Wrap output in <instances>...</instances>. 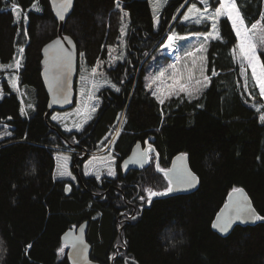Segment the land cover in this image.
<instances>
[{"label":"trees","instance_id":"1","mask_svg":"<svg viewBox=\"0 0 264 264\" xmlns=\"http://www.w3.org/2000/svg\"><path fill=\"white\" fill-rule=\"evenodd\" d=\"M193 1L170 0L157 27L152 0H75L64 33L77 43L79 72L84 64L95 67L119 88L100 92L95 118L77 132V150L92 155L118 132L111 145L115 175H86L78 159L82 181L69 194L55 175L56 154L73 134L53 114L46 116L42 78V49L58 36L59 21L51 0H0V264H70L63 235L87 220L92 258L102 264H264V222L236 226L226 237L212 228L233 188L244 187L264 216V121L253 101L256 85L247 82L233 51L239 38L231 20L220 19V37L207 46L210 83L199 95L161 104L147 87L165 30L191 35L209 29L182 21ZM235 4L247 26L264 14V0ZM124 32V56L113 60L123 50ZM150 137L160 168L169 169L180 152L189 154L200 177L194 193L147 203L146 189L168 187L155 155L142 169L119 172L132 145Z\"/></svg>","mask_w":264,"mask_h":264},{"label":"rangeland","instance_id":"2","mask_svg":"<svg viewBox=\"0 0 264 264\" xmlns=\"http://www.w3.org/2000/svg\"><path fill=\"white\" fill-rule=\"evenodd\" d=\"M169 1L170 0H152L155 24L157 27H159L161 24V20H162L161 16L163 10L166 7V5L169 3ZM192 4H196V7L200 9L199 13H189L188 9L191 8ZM184 5H186V2H184V4L180 7L177 14L184 8ZM218 6L219 5L217 3L214 4L209 0H207L208 12L205 13L204 12L205 5L199 3L198 0L193 1L188 6V8L184 13V15L185 14L189 15L190 17L189 20L185 21L182 18V21L184 23H195V20L200 18L201 14L206 16L214 12ZM236 8L238 9L237 6ZM239 14L242 16L240 11ZM222 17H227V16H221L216 21L217 32L219 33V37H220L219 21ZM157 18H158V22H157ZM244 23L246 24L245 20ZM202 24L205 23H200L199 25ZM207 24L209 25L208 27L209 29H207V31L197 34H191V35H178L177 33L171 32L168 29L165 30L162 37L156 44V46L159 45V49L157 50V52L155 53L154 57L150 62V68H148V74H147V87L152 91V93L153 92L156 93L155 95L156 97H160V99L165 100L169 97L179 96L183 94L189 98H192L199 95L208 86V84L210 83V78L206 73L207 46L209 42L212 39H216V37L214 34L213 36L205 39L207 33L211 31V22H208ZM253 25H257V27L253 29L252 28ZM253 25L247 26L249 30V35L253 37L254 41L257 44L256 55L258 56L260 62L264 63V47L261 46L262 44H264V39H262V37H264V14ZM125 32L122 37L123 42L120 45L121 49L124 48V44H125L124 41L126 35ZM170 35L176 37V39L172 44L179 51L180 54V59L177 62L172 59L171 55L169 54L166 55L164 52L165 50L163 49V45L165 46L167 45V43H169L168 37ZM238 38L239 41L235 48V55L239 60L241 69L243 71V75L247 79V82L254 81V84L256 85V82L252 75L251 66L248 64L247 60H243L241 58V53L239 50V44L241 42V38L240 37ZM124 51L125 50L123 49L118 56L115 53L113 60L122 58L124 56ZM160 54L163 57L165 56L166 58L164 57L162 59H158ZM161 70L164 71V76L160 77L159 80H156V82L153 83L152 81L156 79V77L161 72ZM190 74H191V79H189ZM14 75L13 77L15 78L16 88H18L19 87L18 79H17L18 77L17 74ZM179 83H183L188 88V92H190L191 95H188L186 92L179 91L178 90ZM112 85H115V87H112ZM149 85H151V87H149ZM107 88L116 90L118 86L110 78H106L103 75V73L97 69H96V75L93 76L92 69L88 68V66L84 64L83 67L80 69L75 85L77 97L74 106L66 110L54 112L52 117L56 116L57 119L56 120L52 119V120L56 124H58L61 127V129L66 133L82 132L84 128L95 118L102 102L100 92ZM256 88H257V92L259 93V88L257 85ZM89 95H91L93 98L89 99L88 98ZM253 101L256 108H258L261 111L262 113L261 115H264V98L258 95L255 96ZM93 108L95 109V111H93ZM89 116L91 118H88ZM76 125H81V127L77 128ZM68 129H71V131H69ZM117 132L118 130L112 135L108 143L102 146L97 152H93L92 155H88L86 153H79L81 151L78 152L75 146L68 147L66 145L62 147H57V149H59V152L56 154V173H55L56 178L73 180V177H75L74 168L72 167V154H71L72 152H74V150H77L80 156L86 155L87 159L84 163V173L86 175L97 176L98 174L99 176H101L103 174L108 175V172L110 170L115 172L116 155L114 154L111 145L116 139ZM72 142L73 141H71L70 143ZM63 157H69V159L65 162ZM64 168H66L67 171L71 173L70 176L66 175L61 177L59 175V171Z\"/></svg>","mask_w":264,"mask_h":264},{"label":"water","instance_id":"3","mask_svg":"<svg viewBox=\"0 0 264 264\" xmlns=\"http://www.w3.org/2000/svg\"><path fill=\"white\" fill-rule=\"evenodd\" d=\"M51 3L53 11L59 21V29L58 36L55 37L53 40L49 41L42 49V78L44 86L49 96L48 111L46 116H51L56 111L66 110L74 106L77 97L75 85L79 74L80 64V54L75 39L72 36L64 33L65 24L73 11L75 0H71V4L67 6L62 3V0H51ZM58 13L62 14L64 18L60 19ZM58 39L61 40L63 48L71 52L70 62L67 57L60 51L59 46L54 45L52 47H48L49 45H52L53 41H56ZM66 145L68 147L73 146L72 143H70L69 141L66 142ZM143 150L145 149L143 148L142 143L137 142L129 153V155L122 160L121 169L124 175H127L132 170H138L148 166L149 157L147 160H145L143 167H141L138 163L132 162H129L126 168L124 167L126 161L134 160L136 158V154ZM153 151L154 149H152V152ZM181 154H186V158L182 162L183 166L197 177V181L195 182L194 186L190 188L176 189V185L173 184V187L176 190L166 195L156 196V198H166L180 194H191L199 188L200 177L191 167L189 154L180 152L175 155L172 159V163L169 169H172L174 165L179 166L181 164V161L177 160V157H179ZM77 171H79L78 166ZM167 179L169 178L167 177ZM238 189L243 190L241 199L246 198L248 204L255 209L256 213L262 216L257 210L253 199L251 198L248 191L244 187H239ZM235 197L236 194L232 191L228 194L226 202L220 208L212 223L213 230L224 237L230 235L236 226H254L261 222H264V220H258L255 222H242L240 220H234L226 232H221L219 228L214 227L215 224L223 223V219L225 217L233 214V210L231 207L226 211L222 210L225 209L226 204L232 205ZM218 216L221 217V219L218 220ZM89 224L90 223L88 220L84 221L78 227L69 229L63 235V241L69 247L67 256L70 264H102L92 258L93 245L88 240ZM73 244H75V247H73ZM111 264H113V262Z\"/></svg>","mask_w":264,"mask_h":264},{"label":"snow or ice","instance_id":"4","mask_svg":"<svg viewBox=\"0 0 264 264\" xmlns=\"http://www.w3.org/2000/svg\"><path fill=\"white\" fill-rule=\"evenodd\" d=\"M198 2L205 5L204 12L207 13L208 12L207 0H198ZM217 2H218L219 6L215 9L214 12H212L206 16L201 14L200 18L195 20V23L207 24L208 22H211V31H209L205 37V39H207L208 37H211L214 34H215L216 38H219V33L217 32V25H216V21L218 20V18H220L221 16H227L228 19L231 20L233 28L236 31V35L241 38V42L239 44V50L241 53V58L243 60H247L248 64L251 66L252 75L254 77L256 85L259 88V95L262 98H264V63L260 62L258 56L256 55L257 44L254 41L253 37L251 35H249L248 27L244 23L243 17L239 14L238 9L236 8L235 0H217ZM62 3L67 6V5L71 4V0H62ZM117 7L119 8L120 5H117ZM12 10H13V13L15 14L16 22H19L21 19L20 11H19V5H14ZM33 10H38L35 8V5H33ZM121 11H123L122 8H121ZM188 11H189V13H199L200 9H198L196 7V4H192L191 8H189ZM58 15H59L60 19L64 18L63 15L60 13H58ZM189 18L190 17L187 14H185L183 16V19L185 21H188ZM24 19H27V17L25 16ZM157 22H158V18H157ZM256 27H257V25L252 26L253 29H255ZM242 29H243V31H242ZM121 31H123V29H121ZM175 39H176V37L170 35L168 37L169 44L167 46L171 47L172 43L174 42ZM262 39H264V37H262ZM54 45L59 46L60 51L67 57V59L70 62L71 52L68 51L67 49L63 48L61 40L58 39L56 41H53L52 45H49L48 47H52ZM261 46L264 47V44H262ZM233 51L235 53V49ZM19 66H20L19 61H17L16 62V68H19ZM7 67L11 68L12 65H8ZM213 74H215V73H213ZM92 75L93 76L96 75V68L95 67L92 69ZM163 76H164V71L161 70V72L158 74L156 79H154L152 82L155 83L156 80H159L160 77H163ZM82 79H83V77H82ZM189 79H191V74L189 75ZM13 86L14 87L16 86L15 82H13ZM112 87H115V85H112ZM149 87H151V85H149ZM178 90L181 92H186L188 95H191V93L188 92V88L183 83H179ZM116 91H119V88H116ZM152 94L154 96L156 95L155 92H153ZM249 95H251V93H249ZM88 98L92 99L93 97L91 95H89ZM157 98L160 99V97H157ZM160 103L163 104L164 100L160 99ZM93 111H95L94 108H93ZM257 111H259V109H257ZM21 113L24 114L23 109L21 110ZM88 118H91V117L89 116ZM9 119H11V118H9ZM52 119L56 120L57 117L53 116ZM260 119L262 121H264V115H262L260 117ZM76 127L79 128V127H81V125H76ZM68 130L71 131V129H68ZM6 135H10V133H6ZM150 151H152L151 145H149V147L147 149L137 153L136 158L134 160L126 161L124 164V167L126 168L129 162L138 163V164H140L141 167H143L145 160H147L149 157ZM185 158H186V154H181L179 157H177V160L181 161V164L179 166L174 165V167L172 169H168V170L160 168L159 164L157 163L156 170L158 172L163 173L165 177L169 178L168 179V187L162 192L161 191H154L151 188L146 189L145 191L148 193L147 203H149V204L151 203L152 197L160 196V195H166L168 193L173 192L174 190H176L178 188H190V187L194 186L195 182L197 181V177L183 166L182 162ZM63 159L66 162L69 159V157H63ZM59 175L61 177L66 176V175L70 176L71 173L69 171H67L66 168H64V169L59 171ZM108 175L114 176L115 172L110 170L108 172ZM97 178H99L98 174H97ZM73 179H75V177H73ZM173 184L176 185V189H174ZM66 190L70 191L71 186H68V188ZM232 192L236 194V197L233 201V204L232 205L226 204L225 209L222 211H226L231 207L233 210V214L225 217L223 219V223L215 224L214 227L219 228V230L221 232H226L234 220H240L242 222H249V221L255 222L258 220H264V216L258 215L256 213L255 209L252 208L248 204L246 198L241 199V195L243 193L242 189L233 188ZM230 197H231V194H230ZM140 199L145 200V197L142 196V197H140ZM217 219L219 220V219H221V217L218 216ZM28 247H31V245H29ZM73 247H75V244H73ZM59 251L63 252V248H61Z\"/></svg>","mask_w":264,"mask_h":264},{"label":"flooded vegetation","instance_id":"5","mask_svg":"<svg viewBox=\"0 0 264 264\" xmlns=\"http://www.w3.org/2000/svg\"><path fill=\"white\" fill-rule=\"evenodd\" d=\"M68 134H73V139H74V141L72 142L73 143V146H75V148L77 149V132H73V133H68ZM67 141H69V142H71L69 139H65V144H66V142ZM137 142H141L142 143V146H143V148L144 149H147L148 147H149V145H151V148L152 149H154V151L152 152V151H150V155H149V164H150V162H151V160H152V157H153V155H155L156 157H157V161H156V165H157V163L159 164V153H158V150H157V148H156V146H155V144L153 143V138L152 137H150V138H147V139H145V140H137L136 142H135V144L137 143ZM135 144H133L132 145V147H131V149H130V151H129V153L131 152V150L133 149V147H134V145ZM129 153L126 155V156H128L129 155ZM74 154L75 155H73L72 154V167L74 168V174H75V179H68V180H65V183H66V189L68 188V186H71V190L70 191H68V190H66L67 191V193H71L72 192V190H76L77 191V187L79 186V184L81 183V181H82V174H81V170L79 169V171H77V160L79 159V161L81 160V161H86V155L85 156H80V155H78L77 156V150H74ZM125 156V157H126ZM124 157V158H125ZM123 158V159H124ZM122 159V160H123ZM122 160L120 161V163H119V172H121L122 174H123V171H122V169H121V162H122ZM84 163L85 162H83L82 164L84 165ZM82 164H81V166L80 167H82ZM148 164V165H149ZM84 167V166H83ZM142 169V168H141ZM139 170V169H138ZM133 171V170H132ZM131 172V171H130ZM124 175V174H123ZM124 176H126V175H124ZM154 198H156V196L155 197H153V199Z\"/></svg>","mask_w":264,"mask_h":264},{"label":"built area","instance_id":"6","mask_svg":"<svg viewBox=\"0 0 264 264\" xmlns=\"http://www.w3.org/2000/svg\"><path fill=\"white\" fill-rule=\"evenodd\" d=\"M169 43H167V45H168ZM167 45H163V49L165 50L164 52H165V54L167 55V54H169V55H171V57H172V59L173 60H175L176 62L177 61H179V59H180V54H179V51L175 48V46H173V44H172V48H173V50L170 52L169 51V47L167 46ZM165 47H166V49H167V51H166V49H165Z\"/></svg>","mask_w":264,"mask_h":264},{"label":"bare ground","instance_id":"7","mask_svg":"<svg viewBox=\"0 0 264 264\" xmlns=\"http://www.w3.org/2000/svg\"><path fill=\"white\" fill-rule=\"evenodd\" d=\"M173 50V48L172 47H169V51L171 52Z\"/></svg>","mask_w":264,"mask_h":264},{"label":"crops","instance_id":"8","mask_svg":"<svg viewBox=\"0 0 264 264\" xmlns=\"http://www.w3.org/2000/svg\"><path fill=\"white\" fill-rule=\"evenodd\" d=\"M93 245V244H92Z\"/></svg>","mask_w":264,"mask_h":264}]
</instances>
